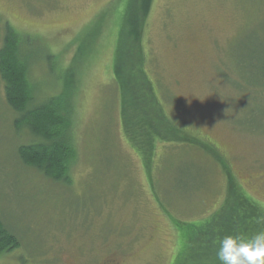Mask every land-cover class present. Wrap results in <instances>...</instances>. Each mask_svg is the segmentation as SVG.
<instances>
[{
  "label": "rangeland",
  "instance_id": "obj_1",
  "mask_svg": "<svg viewBox=\"0 0 264 264\" xmlns=\"http://www.w3.org/2000/svg\"><path fill=\"white\" fill-rule=\"evenodd\" d=\"M126 2L0 0V49L12 28L33 106L65 76L75 92L67 185L20 161L41 140L14 128L0 78V221L19 242L0 264H174V226L206 221L232 186L264 211V0L152 1L144 69L178 140H155L148 165L114 81Z\"/></svg>",
  "mask_w": 264,
  "mask_h": 264
},
{
  "label": "trees",
  "instance_id": "obj_2",
  "mask_svg": "<svg viewBox=\"0 0 264 264\" xmlns=\"http://www.w3.org/2000/svg\"><path fill=\"white\" fill-rule=\"evenodd\" d=\"M153 0H127L119 38L114 53V81L120 96L123 133L148 165L155 151V140H170V122L153 94L145 73L142 33ZM20 39L7 27L0 49V78L7 105L18 114L17 131L27 130L41 142L18 147L23 165L52 182L69 184L68 169L74 160L71 118L74 91L65 76L63 90L43 103L33 106L34 87L28 80L29 66L22 59ZM73 70L72 64L69 67ZM176 134V131H174ZM147 156V157H145ZM262 211L232 186L222 206L199 225L177 224L173 228L183 242L174 264H221L217 259L219 241L227 235L252 236L264 230ZM19 247V242L0 221V257Z\"/></svg>",
  "mask_w": 264,
  "mask_h": 264
},
{
  "label": "clouds",
  "instance_id": "obj_3",
  "mask_svg": "<svg viewBox=\"0 0 264 264\" xmlns=\"http://www.w3.org/2000/svg\"><path fill=\"white\" fill-rule=\"evenodd\" d=\"M257 223H264V218ZM216 255L221 264H264V230L250 237L224 236L219 241Z\"/></svg>",
  "mask_w": 264,
  "mask_h": 264
}]
</instances>
